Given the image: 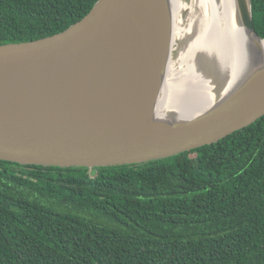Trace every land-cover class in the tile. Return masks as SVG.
<instances>
[{
	"label": "water",
	"instance_id": "1",
	"mask_svg": "<svg viewBox=\"0 0 264 264\" xmlns=\"http://www.w3.org/2000/svg\"><path fill=\"white\" fill-rule=\"evenodd\" d=\"M181 4L98 0L61 33L0 45V161L143 164L213 145L263 117L264 38L252 0H230L221 31L232 28L236 63L217 99L166 101ZM207 67L216 86L225 65Z\"/></svg>",
	"mask_w": 264,
	"mask_h": 264
},
{
	"label": "trees",
	"instance_id": "2",
	"mask_svg": "<svg viewBox=\"0 0 264 264\" xmlns=\"http://www.w3.org/2000/svg\"><path fill=\"white\" fill-rule=\"evenodd\" d=\"M97 1L0 0V45L61 33ZM0 264H264V116L143 164L0 161Z\"/></svg>",
	"mask_w": 264,
	"mask_h": 264
},
{
	"label": "bare ground",
	"instance_id": "3",
	"mask_svg": "<svg viewBox=\"0 0 264 264\" xmlns=\"http://www.w3.org/2000/svg\"><path fill=\"white\" fill-rule=\"evenodd\" d=\"M192 1L195 6L188 8V20L185 21L187 28L182 29L181 41L192 35L194 39L190 42L189 50L182 57L179 55L177 62H171L172 78L171 83L168 79L165 99L176 102L187 100V104L192 105L199 102L211 105L217 99L221 87L230 79L236 63L232 28L229 27L230 32L224 34L221 31L232 20V7L230 0ZM207 64L225 65L221 81L216 86L214 80L208 78L210 72Z\"/></svg>",
	"mask_w": 264,
	"mask_h": 264
},
{
	"label": "rangeland",
	"instance_id": "4",
	"mask_svg": "<svg viewBox=\"0 0 264 264\" xmlns=\"http://www.w3.org/2000/svg\"><path fill=\"white\" fill-rule=\"evenodd\" d=\"M183 6V8L181 9V18H180V22H179V30L177 33V44H176V51H174L173 54V60L174 62H177L182 55H184L185 52H187L189 50V46H190V42L194 39L192 36L188 39H185L183 41H181V38L183 36L182 29L185 30L187 27V23L185 22L186 20H188V8H192L193 4H191V0H182V4L181 7ZM181 53V54H180ZM180 55V57H179ZM202 70H204V68L201 67ZM211 69V68H209ZM212 70V69H211Z\"/></svg>",
	"mask_w": 264,
	"mask_h": 264
}]
</instances>
